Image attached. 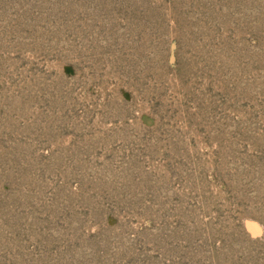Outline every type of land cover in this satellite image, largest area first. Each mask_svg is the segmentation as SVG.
Returning a JSON list of instances; mask_svg holds the SVG:
<instances>
[{"label":"rangeland","instance_id":"374dc122","mask_svg":"<svg viewBox=\"0 0 264 264\" xmlns=\"http://www.w3.org/2000/svg\"><path fill=\"white\" fill-rule=\"evenodd\" d=\"M0 264H264V0H0Z\"/></svg>","mask_w":264,"mask_h":264}]
</instances>
